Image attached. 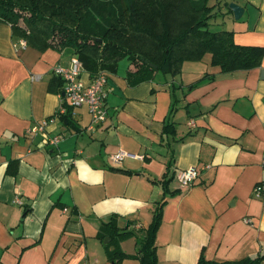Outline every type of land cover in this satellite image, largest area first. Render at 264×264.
<instances>
[{
	"label": "crops",
	"instance_id": "crops-1",
	"mask_svg": "<svg viewBox=\"0 0 264 264\" xmlns=\"http://www.w3.org/2000/svg\"><path fill=\"white\" fill-rule=\"evenodd\" d=\"M232 3L244 10L240 20ZM208 4L211 31L264 47V0ZM17 40L0 21V264H140L116 256L137 254L157 211V264L264 254V58L223 73L206 54L137 85L124 60L107 75L108 117L93 132L84 105L66 114L70 123L63 117L35 134L67 102L53 70L71 57L16 48ZM82 80L91 81L86 71ZM53 137L62 138L56 147ZM121 151L133 157L112 163ZM191 167L199 177L180 190L177 174Z\"/></svg>",
	"mask_w": 264,
	"mask_h": 264
},
{
	"label": "trees",
	"instance_id": "trees-1",
	"mask_svg": "<svg viewBox=\"0 0 264 264\" xmlns=\"http://www.w3.org/2000/svg\"><path fill=\"white\" fill-rule=\"evenodd\" d=\"M212 10L208 0H0V21L10 24L14 37L25 38L29 46L77 57L91 80L102 72L116 73L124 60L134 67L128 72L133 85L151 80L158 71L179 74L184 62L202 61L206 54L223 73L260 66L264 47L240 46L232 31H211ZM169 182L162 183L165 193ZM160 223L157 211L137 254L119 252L116 258L157 264ZM197 264H264V254L224 262L202 255Z\"/></svg>",
	"mask_w": 264,
	"mask_h": 264
},
{
	"label": "built area",
	"instance_id": "built-area-1",
	"mask_svg": "<svg viewBox=\"0 0 264 264\" xmlns=\"http://www.w3.org/2000/svg\"><path fill=\"white\" fill-rule=\"evenodd\" d=\"M16 48L26 49L28 41L25 38L18 39ZM82 62L77 57L70 58V66H57L53 72L61 77L64 81L63 96L67 100L64 106H61L58 112L50 119L35 126L31 132L35 134H44L48 124L53 123L57 119H61L70 114L76 116V110L84 105L88 107L91 115V123L87 130L93 132L101 123L105 122L108 117L107 99L109 90L107 89L108 76L106 73H100L95 79H92L89 84H85L82 80L84 72ZM33 80H40L41 76L32 77ZM190 127H195V123L190 121ZM61 137H53L48 139V143L53 146H58L61 142ZM126 157H133L127 152L121 151L110 156V160L114 164H120ZM199 177V171L195 167L178 172L177 182L180 190L187 189L194 185ZM262 188L257 186L254 193L257 197H261ZM251 223V220H247Z\"/></svg>",
	"mask_w": 264,
	"mask_h": 264
},
{
	"label": "water",
	"instance_id": "water-1",
	"mask_svg": "<svg viewBox=\"0 0 264 264\" xmlns=\"http://www.w3.org/2000/svg\"><path fill=\"white\" fill-rule=\"evenodd\" d=\"M230 8L234 12L235 18L237 20H240L243 16V13H244V10L242 9V7H240L239 5H237L235 3H232V4H230ZM152 67L157 68V66H154V65Z\"/></svg>",
	"mask_w": 264,
	"mask_h": 264
},
{
	"label": "rangeland",
	"instance_id": "rangeland-1",
	"mask_svg": "<svg viewBox=\"0 0 264 264\" xmlns=\"http://www.w3.org/2000/svg\"><path fill=\"white\" fill-rule=\"evenodd\" d=\"M127 60H125L124 62L126 63Z\"/></svg>",
	"mask_w": 264,
	"mask_h": 264
}]
</instances>
